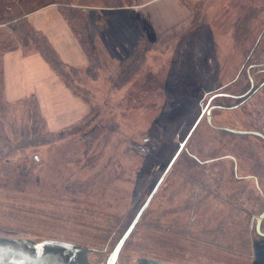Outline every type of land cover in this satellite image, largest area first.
<instances>
[{
	"label": "rangeland",
	"instance_id": "obj_1",
	"mask_svg": "<svg viewBox=\"0 0 264 264\" xmlns=\"http://www.w3.org/2000/svg\"><path fill=\"white\" fill-rule=\"evenodd\" d=\"M144 1L0 0V236L76 242L106 264L204 111L115 264H264V0H180L177 24L168 0ZM48 3L88 65L27 19Z\"/></svg>",
	"mask_w": 264,
	"mask_h": 264
},
{
	"label": "water",
	"instance_id": "obj_2",
	"mask_svg": "<svg viewBox=\"0 0 264 264\" xmlns=\"http://www.w3.org/2000/svg\"><path fill=\"white\" fill-rule=\"evenodd\" d=\"M204 111L200 113L194 122L193 126L189 130L188 134L184 140L180 143L179 148L167 164L165 170L156 181L152 190L144 200L143 204L140 206L136 212L134 218L131 220L119 240L116 242L115 246L109 253L106 259V264H115V261L119 255L120 249L138 221L143 210L147 207L150 200L152 199L154 193L158 189L160 183L162 182L164 176L170 169L171 165L177 158L181 149L183 148L186 139L191 134L198 121L200 120ZM210 109H206L207 120L210 119L209 116ZM231 132L245 133L241 130H235L233 128H225ZM258 134L264 138V135L259 132H252ZM264 217V210L260 213L256 221V230L259 234L264 235V233L259 231V225L261 219ZM91 248V247H90ZM90 248L85 245H81L76 242L59 240L53 238H43L40 240H33L32 238H21V237H9L0 236V264H92L88 259V250ZM137 264H176L169 261H164L156 258L140 257Z\"/></svg>",
	"mask_w": 264,
	"mask_h": 264
},
{
	"label": "crops",
	"instance_id": "obj_3",
	"mask_svg": "<svg viewBox=\"0 0 264 264\" xmlns=\"http://www.w3.org/2000/svg\"><path fill=\"white\" fill-rule=\"evenodd\" d=\"M150 1L153 0H147L140 4L141 6L145 3L147 5ZM170 2H173L171 6ZM82 8H87L89 11L99 14V17L103 16L104 18L110 15L114 10L112 7L102 6H82ZM160 9L163 13L164 19L168 21L169 24H177L179 22L182 23L186 21L189 16L188 4L186 2L182 3L180 0H168V3H165ZM155 13L156 11L154 8H151L146 14L148 23L150 24L149 28L152 31L154 26L157 24V16ZM25 15L34 27L40 29L50 39L54 48L64 62L71 64L74 67L78 65H88L89 62L83 49L56 4L48 3L42 7L27 12ZM42 63L44 64V62ZM46 69L48 68L46 67ZM32 72L38 73L36 69H33ZM49 73V75H52L50 71ZM52 80L54 82L48 81V83L53 85L49 86V91L59 90V92L65 93L68 91L65 83L62 85L58 84V78L54 77Z\"/></svg>",
	"mask_w": 264,
	"mask_h": 264
},
{
	"label": "trees",
	"instance_id": "obj_4",
	"mask_svg": "<svg viewBox=\"0 0 264 264\" xmlns=\"http://www.w3.org/2000/svg\"><path fill=\"white\" fill-rule=\"evenodd\" d=\"M78 16L79 17H81V15H80V13H78ZM66 18L68 19V22L70 23V25H71V27L76 31V33H78V34H80V32L77 30V29H79V27H78V23H76L75 22V19H74V15L72 14V19H71V17H69L67 14H66ZM252 82H253V80H252ZM264 82V79L262 80V81H260V83H263ZM254 84L252 83V86H253ZM254 90V88L252 89V91ZM218 96H227V95H225V94H219ZM218 96H216V97H218ZM215 98V97H214ZM236 105V104H235Z\"/></svg>",
	"mask_w": 264,
	"mask_h": 264
}]
</instances>
